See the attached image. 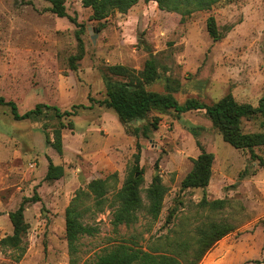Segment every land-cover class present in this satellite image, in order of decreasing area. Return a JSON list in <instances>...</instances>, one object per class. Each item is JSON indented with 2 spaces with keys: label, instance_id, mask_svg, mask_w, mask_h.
<instances>
[{
  "label": "rangeland",
  "instance_id": "1",
  "mask_svg": "<svg viewBox=\"0 0 264 264\" xmlns=\"http://www.w3.org/2000/svg\"><path fill=\"white\" fill-rule=\"evenodd\" d=\"M65 6L61 18L46 0H0V98L16 103L21 114L38 104L75 112L60 118L47 110L15 120L10 107L0 106V264H95L121 244L185 264L202 234L221 224L235 229L200 264H264V167L250 151L225 142L205 110H153L125 126L100 103L109 68L141 72L152 59L160 78L149 91L165 94L169 85L181 105H212L232 94L257 107L264 93V0H222L190 15L140 1L101 21L82 0H65ZM211 17L218 41L208 31ZM138 127H148V135H134ZM57 130L63 154L49 143ZM242 130L264 131V116L244 118ZM202 151L214 155L210 184L184 190ZM254 153L264 159V147ZM138 156L137 221L116 225L117 193ZM50 162L63 168L62 178L45 179ZM156 176L166 188L158 218L149 213L148 198ZM99 179L107 181L100 205L89 189ZM35 196L24 213L28 229L20 246L4 243L14 233L10 213ZM216 200L223 204L213 205ZM72 205L93 229L73 248L66 237Z\"/></svg>",
  "mask_w": 264,
  "mask_h": 264
},
{
  "label": "trees",
  "instance_id": "2",
  "mask_svg": "<svg viewBox=\"0 0 264 264\" xmlns=\"http://www.w3.org/2000/svg\"><path fill=\"white\" fill-rule=\"evenodd\" d=\"M52 4V11L59 17H67L65 0H46ZM83 4L93 9V18L101 21L107 19L114 11L122 13L128 12L133 6L140 1L156 2L162 10L180 12L183 15H190L196 11L210 9L213 5L222 0H82ZM208 31L211 37L218 41L221 39L215 18L211 17L208 21ZM160 78L157 64L154 60H148L141 72H136L122 65H116L109 68L105 78L107 97L100 102L107 108L112 109L120 122L127 126L129 123L137 120H143L153 110L167 111L173 110L182 114L194 110H205L213 126L221 133L225 142L237 150H248L252 157L258 159L261 167H264V159L257 158L254 149L264 147V131L244 133L242 130V120L250 119L257 115L264 116V93L257 107L251 104H241L236 101L232 94H228L218 102L207 105L196 100H188L181 105L173 95L168 85L167 93L161 94L152 92L147 89V85L154 83ZM0 106L10 107L11 113L15 120H27L32 116H40L44 111L54 110L60 118L73 116L75 112H62L58 107L38 104L23 114L19 112L18 106L12 101H6L0 98ZM83 108L82 106H75ZM157 121L154 127L157 128ZM129 131V128H126ZM142 131L144 136L148 135L149 129L140 127L133 130L134 135L138 136ZM49 143L59 153L63 154V143L61 130L55 132L54 140ZM137 165L132 170L130 176L124 183L122 189L117 193V200L120 206L115 213L114 223L120 225L123 223L132 224L137 221L135 212L141 207L140 186L142 184V169L139 166V156ZM214 155L202 151L201 155L195 160L193 170L188 174L182 183V189L206 188L209 186L212 177V166ZM64 170L61 166H56L50 162L46 175L47 181L58 180L63 177ZM106 180H93L89 184V189L96 196L97 203H103L107 190ZM166 188L162 185L159 176L153 180L151 187L148 189V198L150 200L149 213L158 218L162 209V204ZM38 196L34 198H25L19 208L10 213V220L14 228L11 237L4 240V243L18 248L23 236L26 234L28 225L25 222V210L27 205L38 201ZM223 204L222 200H216L213 205ZM80 213L76 207L69 206L66 210V237L70 247L81 236L92 235L93 229L85 226L79 220ZM234 226L229 224L213 225L202 234L198 241V249L194 252L193 258L185 264H200L204 256L216 245L217 242L234 231ZM95 264H183L174 256L160 255L155 256L149 252L140 249H134L125 244L118 245L99 257ZM262 264V262H255Z\"/></svg>",
  "mask_w": 264,
  "mask_h": 264
}]
</instances>
